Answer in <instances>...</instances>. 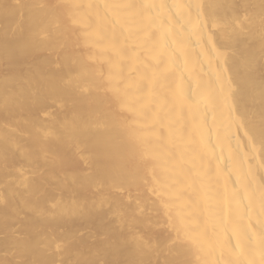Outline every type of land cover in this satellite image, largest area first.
Masks as SVG:
<instances>
[{
  "label": "bare ground",
  "instance_id": "obj_1",
  "mask_svg": "<svg viewBox=\"0 0 264 264\" xmlns=\"http://www.w3.org/2000/svg\"><path fill=\"white\" fill-rule=\"evenodd\" d=\"M115 2L0 0V260L162 264L165 205L179 203L174 194L190 172L210 165L229 192L254 181L255 191L241 187L239 201L208 218V231L225 247L255 237L249 258L258 264L264 154L253 158L244 125H258L264 109L261 0H148L157 5L151 22L131 31L114 29L97 7ZM190 2L217 3L218 27L207 8L189 16L173 7ZM155 51L171 60L184 92L213 94L210 111L161 105L168 81L152 95L138 86ZM98 141L126 162L122 191L94 153ZM135 237L157 247L140 249Z\"/></svg>",
  "mask_w": 264,
  "mask_h": 264
},
{
  "label": "snow or ice",
  "instance_id": "obj_2",
  "mask_svg": "<svg viewBox=\"0 0 264 264\" xmlns=\"http://www.w3.org/2000/svg\"><path fill=\"white\" fill-rule=\"evenodd\" d=\"M92 5H89L91 7ZM7 7V6H6ZM98 8H103L105 12V19L109 20L113 28L119 27L122 31H131L134 25H140L151 22V10L157 5L149 3L148 0H118L115 3H104L97 5ZM160 7H163L161 5ZM173 7L189 10L195 9L197 15L205 8L209 9L213 15V27H218L215 22L214 12L219 5L215 2L201 3L190 2L188 4L173 5ZM261 8L264 11V0H261ZM147 13V15H146ZM195 27V25H193ZM154 33L146 32L145 38L150 39ZM149 63L144 65L143 75L139 83V87H147L148 94H153L155 85L161 81H168L169 87L167 91L161 96V105H167L171 109H179L183 111L185 107L189 111L193 109L198 110L201 105L206 111H210L216 102V98L208 89H203L199 93L193 91L191 95L184 92V90L176 86L174 79V68L170 59H166L163 51H155L149 56ZM170 77L172 79H170ZM246 131L244 133L247 138L250 152L254 154L259 151L264 154V109L260 113L258 125L255 121L250 120L247 125H244ZM19 150V145L16 146ZM77 151H82L80 145H76ZM94 153L98 156L101 162L110 163L108 168L112 175L113 186L117 190H121L118 181L126 175V162L123 159L114 160L111 154L107 151L105 142L98 141L93 145ZM93 153H89L90 158ZM47 156V153H45ZM141 159H146L142 156ZM63 163V162H61ZM260 167L264 169V158H262ZM232 170H229L227 175L230 177ZM247 175H252L251 168ZM224 180V173L217 167L215 170L210 165L202 166L195 172H190L181 184V188L174 194L175 200L178 204H166L165 207L169 209L168 212V233L162 241L158 242L159 247L166 254V258L162 264H257L254 258H249L255 254V237L247 236V246H245L239 238L233 245L231 238H229L227 246L220 241L217 234L216 239L213 240L209 236L208 218L214 213H223L224 209L229 204L230 200L239 201L241 187H243L245 196L249 190L255 191L252 188L251 182L242 185L241 187H233L229 192L227 184L222 183ZM259 197L261 201V214L264 215V177L261 178L259 186ZM3 199L0 198V204ZM57 202H53L52 207H59ZM73 202V207H75ZM204 217V219H202ZM220 217L217 216V219ZM235 232V230H234ZM137 246L140 249L152 250L157 245H153L150 241L144 240L142 237H135ZM259 262L264 264V220L261 221L259 231ZM59 247V245H58ZM220 252L222 259H215L216 252ZM196 258L193 259V255ZM201 254H207L213 259H201ZM227 255V259H223ZM0 264H44L39 260L28 261L25 259L16 260H0ZM60 264H63L61 261ZM74 264H108L106 261L78 259ZM135 264H151V261H139ZM157 264H161L157 261Z\"/></svg>",
  "mask_w": 264,
  "mask_h": 264
}]
</instances>
